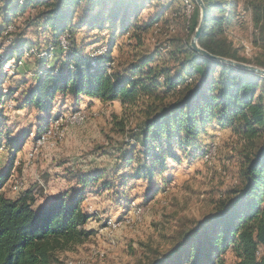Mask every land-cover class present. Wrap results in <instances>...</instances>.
Instances as JSON below:
<instances>
[{
  "label": "trees",
  "instance_id": "16d2710c",
  "mask_svg": "<svg viewBox=\"0 0 264 264\" xmlns=\"http://www.w3.org/2000/svg\"><path fill=\"white\" fill-rule=\"evenodd\" d=\"M147 1L0 0V35L13 36L5 38L11 45L0 52V148L7 149L8 155L0 167V264L58 263L59 252L73 250L94 234L86 228L92 214L81 207L87 189L106 192L119 205L129 202L123 196L131 180H145L155 193L161 172L167 167L166 159L180 161L175 149L186 158L201 156L205 150L202 136L213 126L231 134L236 184L215 201L210 214L181 233L167 255L149 264H227V251L233 264H264V76L208 59L192 50L186 39H171L170 46H165L171 49L166 52L157 48L148 56L119 62L112 53L118 37L127 35L140 42L138 29L156 28L161 22V14L143 26L137 22L138 8ZM189 1L198 8L194 0ZM203 2L206 14L199 45L212 54L246 62L228 39V32L238 24L237 3ZM249 6L254 39L260 48L253 63L264 67V0H251ZM190 22L192 33L198 18L192 17ZM15 23L21 27L13 34L7 27H15ZM31 27L39 34H48L47 50L35 57V81L25 87V78L11 79L5 87L4 81L10 77L5 64L17 67L34 53L36 43L25 35ZM82 29L109 31L103 54L92 56L83 51L84 44H76L74 33ZM61 36L67 37L65 49L60 45ZM55 50L63 56L49 65ZM157 53L168 54L173 65L155 62ZM57 95L75 100L85 95L101 103L138 106L141 120L131 129L132 141L125 142L127 148L118 151L120 165L112 173L69 171L66 178H74L77 187L36 207L38 194L33 188L23 191V187H16L22 192L13 198L1 192L14 172L22 142L18 137L9 138L10 131L3 129L2 104L12 97L18 109L33 107L45 113L38 116L42 122L36 127L37 136L48 125ZM116 127L122 135L126 133L122 121Z\"/></svg>",
  "mask_w": 264,
  "mask_h": 264
},
{
  "label": "rangeland",
  "instance_id": "374dc122",
  "mask_svg": "<svg viewBox=\"0 0 264 264\" xmlns=\"http://www.w3.org/2000/svg\"><path fill=\"white\" fill-rule=\"evenodd\" d=\"M234 1L237 3L238 24L228 32V39L232 40L238 56L245 58L246 63L256 65L253 58L260 48L254 39L249 6L251 0ZM26 12L33 14V11ZM157 14H161L158 27L138 29L140 42L134 38L128 39L127 35L118 37L117 46L113 47L112 53L116 58L119 57V62L132 57L137 59L148 56L157 48L166 52L171 49L165 47L170 46L171 39L176 42L186 39L189 43L194 31L190 33L188 26L192 17L193 20H199V7L194 8L189 0H148L147 4L141 3L138 8L137 22L143 26ZM15 24V27H7L13 34L21 27L20 24ZM25 35L36 43L34 53L22 59L17 67L12 63L9 70L5 69L10 75L4 81L5 87L12 82L11 79L25 78V87L32 84L38 68L35 57L41 56L47 50V32L39 34L31 27ZM12 37L0 35V52L11 45L5 38ZM96 38L99 41L94 43ZM60 39L67 41L65 36ZM74 40L77 45L84 44L85 53L92 54L108 42L109 31L78 30L74 33ZM53 53L48 60L49 65H53L63 56L58 50ZM154 60L167 63L168 66L174 63L166 53H157ZM14 95L20 96L18 93ZM58 96L55 97L51 116L59 114L55 112L57 105L59 108L66 105L60 110L64 115V122L61 127L52 130L51 138L41 146L36 145L34 138L36 127L42 122L38 116L43 117L45 113L38 114L33 107L18 109L17 101L12 97L4 100L3 129L10 131L9 138L18 137L17 141H22L21 153L17 156V162H14V172L1 187V192L5 195L14 196L13 192H21L22 190L16 191L21 182L23 188L26 184L34 187L35 193L42 199L45 195L56 194L69 185L77 187L74 178H66L69 171L79 173L97 169L112 173L111 170L120 165L118 151L120 148H127L126 141H132L129 135L131 129L141 120L139 107H122L118 102H108L105 105L92 102L86 106L82 103L79 107L74 105L71 97L68 96L65 100ZM80 110L81 116H85L84 122L70 123L68 114L73 111L78 113ZM120 121L125 124L124 135L116 127ZM212 129L214 128H208L207 133L202 136L205 150L201 156L186 158L178 150H174L180 161L166 159L167 167L161 172L156 184L158 191L155 193H151L152 189L145 180H131L125 186L123 196V200L126 198V202H129L119 205L106 192L87 189L81 207L84 212L92 214L86 228L93 230L94 234L73 250L59 252V262L56 264H149L155 258L160 260L167 255L179 241L181 233L187 232L196 222L210 214L215 201L236 184V163L230 157L234 153L231 134L227 130ZM24 133L26 135L21 137ZM7 158V149L0 148V167L6 164ZM112 177L113 174H110V178ZM134 207L140 212L139 219L131 214ZM127 217L133 219L123 221ZM108 222H113L116 227L110 226ZM225 258L227 264H233V257L228 251L225 252Z\"/></svg>",
  "mask_w": 264,
  "mask_h": 264
},
{
  "label": "water",
  "instance_id": "95a60500",
  "mask_svg": "<svg viewBox=\"0 0 264 264\" xmlns=\"http://www.w3.org/2000/svg\"><path fill=\"white\" fill-rule=\"evenodd\" d=\"M194 1L199 7V20H198V23L189 41V46L191 47V49L201 54L202 56L207 57L208 59L215 60L221 63L230 64L237 68L252 71V72H255L257 74L264 76V67L262 66L253 65V64H249L243 61H237L231 58L215 55V54L208 52L206 49L202 48L199 45L198 39L201 36L203 28H204L206 10H205V5H204L203 0H194Z\"/></svg>",
  "mask_w": 264,
  "mask_h": 264
},
{
  "label": "bare ground",
  "instance_id": "6f19581e",
  "mask_svg": "<svg viewBox=\"0 0 264 264\" xmlns=\"http://www.w3.org/2000/svg\"><path fill=\"white\" fill-rule=\"evenodd\" d=\"M64 39H61L60 41V45L62 46ZM63 47V46H62ZM64 48V47H63ZM105 46H100L98 47L95 51L92 52V54L90 53V55L94 56V55H98V54H103L105 52ZM98 51V52H96ZM11 66V63L7 62L4 66V69L7 68V70L9 69L8 67ZM74 112V111H73ZM72 114H77V113H73ZM64 122V115H62L61 113H59L58 115H54L51 116L49 121H48V125L45 128L44 131H42L40 134H38L37 136H35L34 141L36 143L37 146H41L44 145L48 142V140L51 138L52 136V130L53 129H57L59 126L61 127L62 123ZM60 129V128H59ZM50 134V137H47V135ZM56 135V134H55ZM34 137V136H33ZM47 137V138H45ZM205 153V152H204ZM208 154V153H207ZM207 157V155H206ZM209 158V157H208ZM206 159V158H205ZM17 187H23V184L20 182ZM135 209V207H134ZM139 210L135 209L133 211V215L134 218L139 219ZM107 224V223H106ZM108 224L110 226H115V224L113 222H108ZM116 227V226H115Z\"/></svg>",
  "mask_w": 264,
  "mask_h": 264
},
{
  "label": "crops",
  "instance_id": "0c3cea01",
  "mask_svg": "<svg viewBox=\"0 0 264 264\" xmlns=\"http://www.w3.org/2000/svg\"><path fill=\"white\" fill-rule=\"evenodd\" d=\"M95 43V42H94ZM14 67V66H13ZM58 97H60V98H62V99H65L66 100V98L68 97V96H66V97H63V96H61V95H59ZM69 97H71V96H69ZM72 99H73V103H74V105H79V107H81L82 106V103L83 104H85V106H86V104L88 103V104H90V103H92V102H98V103H100L101 105H105V104H108V102L107 103H101L99 100H97L96 98H92V97H88V96H85V95H81L79 98H78V100H75L73 97H71ZM56 100V98H54V101ZM112 102H117V101H112ZM119 103V102H118ZM66 105H63L62 107H58V105H57V108H56V106H55V108H56V110H55V112H58V113H61L60 112V110L61 109H63L64 107H65ZM78 107V106H77ZM54 109V105H53V107H52V109H51V112L52 111H54L53 110ZM54 113V112H53ZM38 114H39V112H38ZM51 115H52V113H50ZM211 128H214V129H212L213 131H216V130H218V131H226V129H221V128H217V127H211ZM228 131V130H227ZM209 133V132H208ZM21 153V150L20 151H18L17 153H16V156H15V159H14V162H17V160L16 159H18L17 158V156H19V154ZM21 157V156H20ZM19 159H21V158H19ZM15 164V163H14ZM15 166V165H14ZM70 187H72V186H67L66 188H64V190H62V191H59L58 193H56V194H53V195H45L44 197H42V199L41 198H39L38 196H37V200H36V202H35V204H34V206H36V207H38V206H40L41 204H43L44 202H46L47 200H49V199H51L52 197H54V196H56V195H58L59 193H61V192H64V191H66L68 188H70ZM30 188H33L34 189V187H32V186H28L27 184H26V186H25V188H24V190L23 191H25V190H28V189H30ZM13 192V191H12ZM22 192V191H21ZM21 192H13L14 193V196H7V197H10V198H13V197H17V196H19L20 195V193ZM16 193V194H15ZM89 221V220H88ZM88 229V228H87Z\"/></svg>",
  "mask_w": 264,
  "mask_h": 264
},
{
  "label": "built area",
  "instance_id": "2783aa9c",
  "mask_svg": "<svg viewBox=\"0 0 264 264\" xmlns=\"http://www.w3.org/2000/svg\"><path fill=\"white\" fill-rule=\"evenodd\" d=\"M67 44H68V41H63L62 46L66 47ZM96 52H98V51H96ZM68 116L70 117V123L71 122H81L82 123L85 120V116H81V110L77 114H68ZM47 137H50V134H48ZM47 137H45V138H47ZM211 149H212V147L208 148V151H210ZM134 210L135 209L131 210L132 216H133V211ZM132 219H133V217L132 218H128L127 217V218H124L123 221H131Z\"/></svg>",
  "mask_w": 264,
  "mask_h": 264
}]
</instances>
